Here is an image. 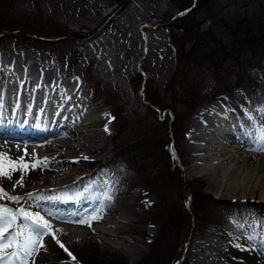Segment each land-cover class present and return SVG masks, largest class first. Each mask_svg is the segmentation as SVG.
Segmentation results:
<instances>
[{
  "label": "rangeland",
  "instance_id": "obj_1",
  "mask_svg": "<svg viewBox=\"0 0 264 264\" xmlns=\"http://www.w3.org/2000/svg\"><path fill=\"white\" fill-rule=\"evenodd\" d=\"M66 1L67 0H15V3H13L14 8L7 14V17L10 19H21L24 22H31L33 28L38 29L41 33L43 32L42 34L46 35H59L64 32L66 34L67 31L68 33H76L67 36L66 39L64 38L63 40H45L41 43L36 40L34 41V39L15 41L10 38H1L0 56L3 60H6L12 68L16 64L22 65V56L27 57L28 60L31 58V60H29L31 63L34 61H41L44 64H51L52 61H55L56 64L60 65L61 70L63 69V83L75 78L74 81L76 83H70L68 86H73L75 88L78 86V83L79 85H84L83 94L85 99L87 101L90 100V104H98L100 106L99 115L101 114V120L103 122L100 121L101 126L97 129L102 140L96 145L100 148V150H98L101 153L100 158H106V170L110 172L108 173L107 189H109L111 195L108 196V200L110 199L108 202L113 204L112 206H114L115 209L117 208V213L122 214L123 219L126 217L124 220L122 219L123 221L126 219V221H128L127 225L123 226L125 236L133 240L132 243L128 244L134 249H141L143 255L139 258H137L136 255L132 257L127 256V254L121 252V250L119 251V249L100 245V243L97 242L96 236L90 234L89 238L83 243L73 241L63 230L60 229L61 231L55 232L56 229H59V224L58 226H52V230L55 232L57 238L59 240L64 239L72 250L82 249L85 250L86 254L93 251L92 257L96 259L97 263L103 262V264H108L111 261L115 262L119 259L129 264H138L141 259L150 252L148 242L155 239L159 234V227L158 225H154V220L151 217L153 210L158 205V197L144 187L141 180L137 178L134 172H128V169L122 162H115L112 158L113 138L116 134V128L113 124L114 121L112 122V114L119 113L122 118L128 122L129 128L124 129L121 134V139L126 141H133L137 134L142 131H147L150 128L157 130L162 136L166 135L163 132H167V130L170 129L173 116L167 111L155 109L151 112L147 110L148 105L143 97H145L146 92L150 91V88H152L156 90L158 97L162 101L164 98V106L169 104L174 105L172 107L177 112L186 113L182 123L185 134L180 146L182 172L184 171L182 176L189 185H195L201 190L200 193L206 197V204H200L199 207L205 206L209 208L210 214L213 213V219L209 217L207 213L205 216L200 217V220L204 221L205 226L203 229L196 227V219L192 216L193 209L196 211L193 205L194 197L190 196L189 202L185 204L183 210L185 218L186 216H190L189 225L186 230L181 232L182 235L180 237V240L185 242V246L180 247L182 257L176 264L182 263L184 258H186L187 264H192L196 253L195 251L197 250L195 248L196 242L203 241L208 236L224 246V252L221 251L220 257H217L221 264H264V252L256 250L253 242L250 243L249 238L243 235L246 232V236H252L255 240L261 238V240L264 241V229L260 227L258 230V228L253 227V229L248 228L249 230L245 228V231L234 233L235 235L231 233L232 229L228 222H230L234 216V204L220 201L219 195L221 194H215L198 175L189 173V167L191 165L189 159L191 153L186 146L187 134L193 127V118L199 108L211 107L214 104L221 106V102L225 104L223 98L220 99L221 102H212V90L215 93H219L221 91H217V89L221 86H231L237 79L238 74L242 77L247 75L249 80L254 83H259L262 78L264 79V58L254 60L255 63L260 62V64L251 68L249 67V69H247V67L245 68L243 62L242 66H239L233 58L229 57L222 61L217 59L211 60L217 63L216 66L208 61H203L200 65L188 63L180 68L178 73V70H176L178 58L176 57L174 46L165 29V27H168L171 23L177 21L178 5L175 2L170 0H132V4L139 8V12L148 16V21L146 20L143 22V29L139 28V24L131 25L130 29L123 37V35L121 36L118 34L117 29L119 28V21H123L125 18L124 15L127 13L129 4H126L119 11L112 14L102 26L96 29L105 16L104 13L107 10L111 11L116 5V2L118 3L117 0H106L108 4L106 8L99 7V0H69L73 3H80V1L86 3L92 2V4H94L93 7H96V9H87L86 13L77 8L71 10L63 8ZM96 2H98V5ZM261 5H264V0H214L206 7L201 8L202 10L200 9L196 15H192V20L196 23L197 28L201 32H207L212 27V31L219 35L222 42L225 43L230 40V36L227 32V25L232 24L231 19L239 20L246 17L250 22L254 19L264 20V8H262ZM244 6L246 10H243ZM67 15L70 16L72 19H70V21L72 22L67 21L65 18ZM189 22L190 21H188V23ZM79 23L81 26H78ZM176 24L178 23L176 22ZM78 32H82V35L78 34ZM89 34L93 36L100 35V37H104L105 42H101L99 45L95 46L96 48L90 49V47H87L85 44L91 36H88ZM144 38L148 40L147 46L150 44L149 46H151V48H155V54H151V59L145 60V56H141L145 53V50H143V43H145ZM122 40H125V43H123ZM110 47H112V49ZM119 50L121 51L119 52ZM104 51H107L105 55L101 53ZM55 56L58 57V59L55 58ZM249 56V52H245L241 57L242 61L248 60ZM96 61L97 64L95 63ZM101 63L104 65H108V63H110V65H118V69L115 66L114 68L113 65L111 66L113 70L116 72L118 71V73L121 71L127 72L128 69H132V71H130V76L127 74L128 77L115 75V77L120 80L115 83V81L111 80L112 75L109 74L103 66L102 68L99 67ZM96 67L99 68V74L96 72L99 77L95 74ZM106 73L107 75H105ZM17 74L20 78L19 73ZM5 77L4 72L0 70V85L6 88L7 85L10 84L12 78H10L11 75L8 74L6 79ZM18 77L16 78L18 79ZM178 79H182L183 82L187 84L196 81L197 86H189L186 88L195 92L194 96L198 100L195 101V108L191 109L188 105L183 104L182 96L185 91L178 85ZM121 80L124 82L122 83ZM139 81L143 82L139 84ZM135 83L136 88L134 87ZM171 83L177 84V86L172 87ZM139 85L140 91L137 93L136 89L139 88ZM116 86H120L121 88L119 87L116 89ZM64 90H67L65 86ZM94 97L97 98L95 99ZM233 99L240 102L241 107L239 108V113L249 112L246 104L243 105V103H241L243 99L242 91H235ZM173 100L174 103L171 104ZM157 102L160 103L161 101L157 100ZM260 109L264 108L260 107ZM259 122L258 129L264 128V118L261 120L259 119ZM106 129L107 131H105ZM0 140V154H5L7 157L12 158V160L23 157L26 162L33 163L37 159H45V157L41 158L40 156L35 157L32 154L30 155V152L24 148V145H21L22 143L17 140L14 141L6 138H0ZM8 142L12 145L8 144ZM13 143H15V145ZM253 143L254 145H258L256 143V138L253 140ZM57 151L55 155H50L48 153L40 154L42 156L47 155V165L42 168H37L36 170L27 171L24 175L23 187L17 186L13 189V184L21 178L20 172L14 173L11 180L0 179V188H3L12 196L23 198L20 203H9L5 200H0V204H4L12 209L23 207L28 211H38L48 220L49 218L38 209V202L35 200L29 201L27 194L33 191L46 190L51 187L52 184L54 185V181L55 185H57V179H59L58 175L63 177L66 172H73L72 177H70L72 179H76L77 175L81 176L82 174L90 173L91 167L87 168L88 162L86 161L93 158V153H95V151L93 153L85 152L87 150L84 149L75 154V156H79V154L83 152V154L86 155L84 157L85 160H81L82 163L80 162L76 167L73 163H69L70 161L66 152H63L62 149H57ZM58 163H63L64 166L61 167L62 169L56 167ZM76 169L77 174L74 175ZM67 190L69 189L66 188L61 191L60 194L66 195ZM41 193L44 194L42 191ZM254 194V196L250 195L248 197V202L250 201L249 204L262 200L259 194ZM50 197H52V195L49 196V198ZM177 202L180 205L181 201ZM243 205H246V203ZM250 209L251 208H247L246 210L251 215H255L257 221L262 220L263 222H261V224H263L264 216H260L261 213H258L255 208L253 212H250ZM201 211L202 209H198L197 212L199 215L203 213ZM61 214L66 213L62 211ZM115 219H117V215H115L114 218L111 217L109 220L115 221ZM213 220L215 223L212 222ZM96 222L90 223V226L81 224L82 226L76 225L72 227L77 228L73 230L89 233L95 228V225L101 224L102 220H98L97 223L99 224H95ZM220 229L225 230L227 235H224L222 230L219 232ZM257 232L260 234H257ZM170 233L171 230L166 232V234ZM238 236L241 240L236 239ZM43 244L44 248L38 251L34 257V264H58L63 261L60 257L62 254L58 252L60 246L52 239L51 235L44 237ZM237 244L240 245V248L236 247ZM167 250H169V248ZM132 258H134V261ZM136 258L137 260H135ZM70 262L75 264L72 259H70Z\"/></svg>",
  "mask_w": 264,
  "mask_h": 264
},
{
  "label": "bare ground",
  "instance_id": "obj_2",
  "mask_svg": "<svg viewBox=\"0 0 264 264\" xmlns=\"http://www.w3.org/2000/svg\"><path fill=\"white\" fill-rule=\"evenodd\" d=\"M96 3L98 5V2ZM99 3L100 8H106L108 6L106 0H99ZM128 4L129 8L127 13L124 15L125 18L123 21H119V28L117 29L118 34L121 36L123 35V37L125 33L128 32L131 25L139 24V28L143 29V22L146 20L148 21V16L140 13L139 8L133 5L132 2H129ZM93 6L94 4H92V2L86 3L80 1V3H73L72 1L67 0L63 8L68 10L77 8L78 10L85 11L84 13H86L87 9H96V7ZM104 14L105 16H111L109 10H107ZM65 18L67 21L72 22L70 21L71 18L69 15L65 16ZM79 24L78 26H81V24ZM74 33L75 32H69L68 34L73 35ZM88 36H90V38L85 44L87 47H90V49L96 48L95 46L99 45L101 42H105L104 37H100V35L93 36L92 34H89ZM3 38L5 39L10 37ZM144 39L145 43H143V50H145V53L141 56H145V60L151 59V54H155V48H151V46H149L150 44L147 46L148 40H146V38ZM122 42L125 43V40H122ZM110 48L112 49V47ZM120 51L121 50H119V52ZM106 52L107 51L101 53L105 55ZM29 60H31V58H29ZM29 60L27 57L22 56V65L16 64L12 68L8 62L3 60L0 56V70L5 72L6 77L8 74L11 75L10 78H12L10 84L7 85L6 88L0 85V112L5 110L7 114H9L10 120H13L14 123H19L23 120L26 127H29V120H34V115L38 111L41 113V116L36 122L37 128L50 129L46 134L36 135L29 133L26 129H23V133H21L17 138H15L12 134H6L5 137L21 142V145H24V148L30 152V155L32 154L35 157L40 156L41 158H47V155L42 156L40 154L48 153L50 155H55L58 152L57 149H62L63 152L68 154L67 157L70 161L69 163H73L76 167L81 160H85L84 157L86 155L83 154V152L80 153L79 156H75V154L83 151L84 149L87 150L85 152L88 153H93L95 151V153H93V158L86 161L88 162L87 168L90 164L94 166L91 167L90 173H87L85 176L86 180L91 183V185L86 188L85 192L75 196V198H73L72 195L67 196L65 205L61 203L57 197L56 199L41 201L38 203L39 209L47 215L49 218L48 222L52 226H55V224H59L60 222L72 220L70 215L61 216L54 212V210L60 208L73 211L87 210V212L96 216L98 215V217L103 220L101 224L89 233L80 230H73L77 228H73L69 225L57 226L59 229L63 230L67 236L73 239V241L83 243L89 238L90 234L96 236L97 242H99L100 245L119 249V251L121 250V252L130 257L135 255L137 258L141 257L143 255V251H141V249H134L128 244L132 243L133 240L125 236L123 226L127 225L128 221H126L127 219L125 221L123 220L126 217L123 219L122 214L117 213V208L115 209V207L112 206L113 204L108 202L110 200H108V196L111 195L109 189H107L108 173L110 172L106 170V158H100L101 153L98 151L100 148L96 145L100 142V140H102V137L97 129L101 126L100 121L103 122L101 120V114L99 115L100 106L98 104H90V100L87 101L85 99L83 94L84 85L82 86L78 83V86L75 88L73 86V88L68 86L70 83L75 82V78L64 82L66 83L64 84L63 69L61 70L60 65L56 64L55 61H52L51 64H44L41 61H34L31 63ZM95 63L97 64V61ZM100 65V68L103 66L105 70L112 75L111 80L115 81V83L120 81L119 78L115 77V75L126 77L127 74L130 76V71H132V69H128L127 72L121 71L118 73V71H114L111 67L113 64L110 65V63H108V65H110L108 66L107 64L104 65L101 63ZM114 66L115 65H113V67ZM115 67L118 69V65ZM98 71L99 68L96 67L95 74L96 72L98 73ZM17 73H19L20 78ZM105 75H107V73ZM16 77H18V79ZM97 77H99V75H97ZM123 82L124 81H122V83ZM136 83L134 85L135 88ZM63 85L67 88V90H64ZM119 87L116 86V89ZM257 108L258 107H255V110H257ZM231 111L232 110L222 104L221 106L214 104L211 107L199 108L193 118V127L187 134L186 146L188 151L191 153L189 159L191 163L189 173L198 175L201 180L206 182L207 186H209L215 194H221L219 195L220 201L234 204L233 213L235 219L228 222V224L232 229L231 233L235 235L234 233L245 231L248 228L253 229V227H255L259 230L262 226L261 222H256L255 215H251L246 209L251 208L250 212H253L254 208L255 210L257 209V205L251 204L252 202L249 204L250 201L248 202V197L250 195L252 196L254 193H257L259 194V197L264 200V151L255 150L258 145H254L252 139L259 127V118L264 116V111H254L251 114L243 115L238 113V117L233 116ZM5 127L7 129L11 127L10 123L7 122ZM8 144L11 143L8 142ZM13 144L15 145V143ZM72 173H63L65 175L63 176L62 174L64 178L58 175L59 179L56 178L58 183L55 185L54 181V185H51L50 191L60 193V191L72 186L74 184V178H70L73 175ZM182 173H184V171ZM75 174H77V169L74 171V175ZM95 175H97V180L94 177ZM245 203L246 205H243ZM115 215H117V219H115V221H110L109 219L111 217L114 218ZM261 228L264 229V227ZM245 233L243 234L244 237L248 238ZM258 233L259 232H257V234ZM249 241L250 243L253 242V240L250 239ZM253 244L256 247V250L264 252V241L261 240V238L256 239ZM223 247L224 246L221 245V243L214 241L210 236L206 237L203 241L196 242L195 248L197 250L195 251L196 253L192 264H221L217 257H220L221 251L224 252ZM137 258L135 260H137ZM132 260L134 261V258H132Z\"/></svg>",
  "mask_w": 264,
  "mask_h": 264
},
{
  "label": "trees",
  "instance_id": "obj_3",
  "mask_svg": "<svg viewBox=\"0 0 264 264\" xmlns=\"http://www.w3.org/2000/svg\"><path fill=\"white\" fill-rule=\"evenodd\" d=\"M117 1L120 2V0ZM170 1L178 5L177 13L181 15L177 18V21L165 27L178 58L176 66L178 73L179 69L188 63L200 65L201 62L208 61L216 66L217 63L211 60L222 61L229 57L233 58L239 66H242L243 62L245 68L249 69V67L260 64V62L255 63L254 60L264 58L263 19H254L252 22L248 21L246 17L239 20L231 19L232 24L227 25L230 40L223 43L221 37L212 31V27L207 32H201L192 20V15H196L201 8L206 7L214 0ZM13 3H15V0H0V28L10 32L28 30L41 33V31L32 27L31 22L7 17L8 12L14 8ZM261 7L264 8V5H261ZM243 8V10H246L245 6ZM188 21L190 22L188 23ZM13 39L22 41L29 38L16 37ZM245 52H249L250 56L248 60L242 61L241 57ZM181 80L178 79V85L185 91L183 92L182 102L191 109L195 108V101L197 100L194 96L195 92L186 88L197 86V83L195 81L187 84ZM141 83L142 81H139V84ZM171 86L174 87L177 84L171 83ZM238 90L243 93L241 103L246 104L249 111L255 107H264V79L262 78L259 83H254L248 79L247 75L242 77L239 74L231 86H221L217 89L221 92L215 93L212 90V101L223 98L226 107L232 110L233 113H239L240 102L233 99L234 92ZM144 99L148 105V111L153 112L158 109L172 114L173 121L170 129L167 132L164 131L163 133L166 135L162 136L157 130L150 128L137 134L133 141H126L121 139V134L124 129L129 128V124L119 113H113L116 134L113 138L112 158L115 162H122L128 171L134 172L144 187L158 197V205L153 210L151 217L154 220V225L159 227V234L155 239L148 242L150 252L138 264H175L182 257L180 247L185 246V242L180 240V237L181 232L186 230L189 225L190 216L185 218L183 210L185 204L189 202L190 196L194 197L193 205L196 211L193 209L192 216L196 219V227L203 229L205 225L200 217L205 216L207 213L213 219V213L210 214L209 208L205 206L199 207L200 204H206V197L200 193L201 190L195 185H189L182 176L180 146L185 134L182 123L186 113L177 112L172 107L174 105L164 106V98L162 101L156 90L152 88L146 92ZM157 100L161 102L159 103ZM172 103H174V100ZM177 201H181L180 205ZM198 209H202L201 212L203 213L201 215L198 214ZM212 222L215 223L214 220ZM169 230H171V233L166 234ZM61 240V243L67 249L65 251L61 247L59 248L60 254L65 260L72 259L74 262L76 261L75 264H103V262L97 263L96 259L92 257L93 251L86 254L85 250L82 249L72 250L64 239ZM168 248L169 250H167ZM112 263L129 264L120 259L115 262L111 261L108 264ZM66 264L73 263L68 262ZM181 264H187L186 258Z\"/></svg>",
  "mask_w": 264,
  "mask_h": 264
},
{
  "label": "snow or ice",
  "instance_id": "obj_4",
  "mask_svg": "<svg viewBox=\"0 0 264 264\" xmlns=\"http://www.w3.org/2000/svg\"><path fill=\"white\" fill-rule=\"evenodd\" d=\"M256 143L258 147L255 150L264 151V128L257 131ZM46 165L47 158L29 163L23 157L12 160L5 154H0V179L11 180L14 173L20 172L21 178L13 184V189L17 186L23 187V179L27 171L36 170ZM27 198L29 201L37 202L43 199H56V197H44L40 193H28ZM22 199V197L12 196L0 188V200L20 203ZM96 218L95 216L88 219L82 218L78 222L90 226L89 220ZM59 231L61 230H55V232ZM55 232L52 230V225L40 212L28 211L23 207L12 209L0 204V264H34L35 255L44 248V237L49 235L62 249L67 251ZM248 238L255 242L254 237L249 236ZM236 247L240 248V245L237 244Z\"/></svg>",
  "mask_w": 264,
  "mask_h": 264
},
{
  "label": "water",
  "instance_id": "obj_5",
  "mask_svg": "<svg viewBox=\"0 0 264 264\" xmlns=\"http://www.w3.org/2000/svg\"><path fill=\"white\" fill-rule=\"evenodd\" d=\"M130 1L131 0H124L118 6H116L112 12L117 11L119 8H121L123 5H125L127 2H130ZM105 20H106V18L102 21V23ZM69 35H71V34H68L67 33V34H65L63 36H44V35H39V34H35V33H32V32H29V31H24V30H19V31H16V32H6V31H3V30L0 29V36L1 37H13V36H21L22 37V36H29V37L36 38V39H40V40H54V39H59V38L67 37Z\"/></svg>",
  "mask_w": 264,
  "mask_h": 264
}]
</instances>
